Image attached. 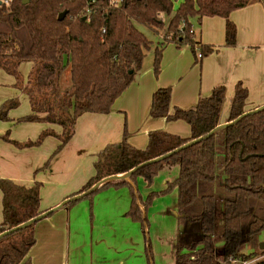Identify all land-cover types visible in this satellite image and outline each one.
<instances>
[{"label":"trees","instance_id":"1","mask_svg":"<svg viewBox=\"0 0 264 264\" xmlns=\"http://www.w3.org/2000/svg\"><path fill=\"white\" fill-rule=\"evenodd\" d=\"M7 0L0 4V68L12 75L15 86L29 98L31 114L22 121L57 124L61 133L44 130L36 140L19 142L0 137L17 147L40 145L48 135L61 143L55 156L74 136L79 116L86 112L109 113L116 99L132 84L141 71L146 50L153 41L140 31L141 24L156 32L165 30L161 44L155 47L153 68L161 72L163 50L169 42L195 46L200 43L193 32V19L204 16L226 19L225 44H237V26L230 19L234 10L252 0ZM67 10L63 20L58 16ZM163 17H169L166 24ZM184 25L181 27V23ZM202 57L214 52L211 45H201ZM24 62H31L26 81L20 71ZM70 68L71 86L64 88L61 78ZM248 89L238 82L227 122L234 121L246 110ZM172 88L157 89L152 96L150 115L169 121L183 120L191 135L183 137L165 131H152L145 148L129 143L127 130L118 143L108 144L96 154L95 174L77 192L90 189L98 181L124 174L141 163L165 155L190 141L210 133L221 124L226 87L213 88L190 109L175 107L171 113ZM17 100L0 106V119L7 120ZM222 136L223 164L217 166V136ZM50 158V160H51ZM165 163H177L179 174L167 187L142 199L137 179L153 180ZM49 164V162H48ZM222 175L223 208L217 209L216 181ZM128 186L131 206L127 215L145 229L147 210L156 197L177 192L180 234L176 243V264H214L216 249L223 264L230 258L264 255V110L243 117L238 122L198 143L191 144L168 158L148 164L128 179L109 181L93 194L108 187ZM41 183L33 186L0 178L3 199V220L0 234L46 211L40 203ZM68 197V198H69ZM72 202L67 207L72 206ZM221 215V216H219ZM223 220L222 232L217 221ZM35 224L0 239V264H21L36 242ZM219 235L220 239L216 237ZM221 244V245H220ZM249 250V251H248ZM151 257L150 245L147 249ZM24 264H31L27 259ZM257 264H264V256Z\"/></svg>","mask_w":264,"mask_h":264},{"label":"crops","instance_id":"2","mask_svg":"<svg viewBox=\"0 0 264 264\" xmlns=\"http://www.w3.org/2000/svg\"><path fill=\"white\" fill-rule=\"evenodd\" d=\"M177 1L175 6L181 2ZM230 19L238 30L235 46L225 44V18L204 16L196 25L197 19H193L194 37L200 41L197 45H211L214 52L198 58L190 45L169 42L162 53L160 74L155 76L153 63L142 67L109 113L86 112L79 116L74 136L53 158L61 143L55 135L46 136L40 145L23 148L0 137V178L25 186L41 183V208L49 210L89 181L95 174L96 154L108 144L120 142L125 130L129 143L141 149L147 146L152 131L189 137L191 128L186 121L150 115L152 96L162 87L172 88V113L175 107L193 108L214 87L225 86L221 123L227 122L238 82L249 91L247 111L264 105V0H252L234 10ZM25 63L20 71L26 81L33 64ZM15 83V78L0 68V106L12 99L19 102L9 111L7 120L0 119V136L9 131L10 139L25 142L36 140L47 129L61 133L62 127L57 124L20 120L31 114V106L28 96ZM143 178L137 179L138 188ZM99 192L37 222L36 242L21 264L27 259L31 264H155L146 228L127 215L132 199L129 187L112 186ZM2 199L0 190V222ZM175 209L178 220L177 194ZM179 234L180 228L174 243ZM149 245L151 258L146 259ZM175 259L176 244L173 261L167 263L176 264Z\"/></svg>","mask_w":264,"mask_h":264},{"label":"rangeland","instance_id":"3","mask_svg":"<svg viewBox=\"0 0 264 264\" xmlns=\"http://www.w3.org/2000/svg\"><path fill=\"white\" fill-rule=\"evenodd\" d=\"M177 2L175 1V4ZM177 6H175V8H177ZM163 18L167 24L169 21L168 19L169 17H163ZM196 24H197V20L195 21V25ZM183 25L184 23L182 22L181 27ZM136 26L140 31H142L148 37L149 40L153 41L151 49L146 50L145 52V57L143 61V67H145L148 64L154 62V57H155L154 50L156 45L161 44L164 40V37H170V35L165 36L166 33L165 30L156 32L141 24H136ZM25 64H27V62ZM61 84L64 88H69L71 86L70 68L64 71L61 78ZM223 146H224L223 137L218 135L217 136L218 170L221 169L223 164ZM178 172H179V166L177 163L163 164L160 168L159 175H157L153 180H146L144 178L142 179L144 182L143 184L142 183L139 184L140 194L146 198L147 195L151 194L152 192H158L163 190L164 188L167 187L170 181H173L178 176ZM217 176H218L216 181L217 209L220 212L223 208L222 207L223 195L221 188L222 175L220 174L219 171ZM145 185L147 186L145 187ZM98 193H102V192H98ZM176 194H177L176 190H173L172 192H169L165 195L156 197L153 200L152 205L149 207L150 210L147 215L148 221L146 225V231H147V237H149V242L151 244V248L153 251L152 256L155 261V264H168L167 261H173L174 258L176 243L173 242V239L175 238L178 228H180L177 220V210L175 209ZM222 227H223V220L222 218H219L217 221L218 233L222 232ZM216 238L220 239L219 235ZM260 250L262 249L259 248L257 252H259ZM220 252L221 251H217L216 249V253L218 254H216L215 256L214 264L220 263L221 261L219 257ZM147 256L148 254H146V256L144 254V258L145 257L146 259L151 258Z\"/></svg>","mask_w":264,"mask_h":264},{"label":"water","instance_id":"4","mask_svg":"<svg viewBox=\"0 0 264 264\" xmlns=\"http://www.w3.org/2000/svg\"><path fill=\"white\" fill-rule=\"evenodd\" d=\"M22 2L24 4H26V3L29 2V0H22ZM1 3H2V1L0 0V4ZM66 14H67V10L61 12L59 14V16H58V19L59 20H63L65 18ZM262 110H264V105H261L259 107L254 108V109H251V110H248L245 113H243L241 116H239L237 119H235L234 121L221 123L217 127H215L210 133H208V134H206V135H204L202 137H199L197 139H194V140L190 141L189 143L183 145L182 147L177 148L174 151H171V152H169V153H167L165 155H162V156H159L157 158L148 160V161H146L144 163H141L138 166L134 167L133 169H131L130 171H128V172H126L124 174H118V175H112V176L106 177V178L98 181L96 184H94L90 189H88V190H86V191H84L82 193L76 194V195H74L72 197H69V198L65 199L64 201H62L57 206H55V207H53V208H51L49 210L44 211L43 213L37 215L36 217H33L32 219H29L28 221H26V222H24L22 224H19V225L15 226V227H13V228H11L9 230H6V231L2 232L0 234V239L5 237V236H8L11 233H14V232H16L18 230L24 229V228H26V227L34 224V223L39 222L40 220L48 217L53 212H55V211L65 207V206H67L68 204H70L72 202H77V201H79V200H81V199L93 194L95 191L98 190L99 187H101L103 184H105V183H107L109 181H114V180H119V179H128L132 174L137 172L142 167H144V166H146L148 164H152V163L164 160V159L168 158L169 156L173 155L175 152H178L179 150H181V149H183V148H185V147H187V146H189L191 144H195V143H198V142H200V141H202V140H204L206 138H209L210 136L214 135L216 132H218L220 130H223L224 128H226V127H228L230 125L235 124L236 122H238L243 117H246V116H248L250 114H253V113H257V112L262 111ZM260 248L261 249L264 248V242H261Z\"/></svg>","mask_w":264,"mask_h":264},{"label":"built area","instance_id":"5","mask_svg":"<svg viewBox=\"0 0 264 264\" xmlns=\"http://www.w3.org/2000/svg\"><path fill=\"white\" fill-rule=\"evenodd\" d=\"M1 1H7V0H1ZM120 0H112L113 4L119 3ZM196 51H197V57L202 58V52L201 48L196 45L195 46ZM264 255H255L249 258H230L228 261H226V264H257L260 259L263 258Z\"/></svg>","mask_w":264,"mask_h":264}]
</instances>
